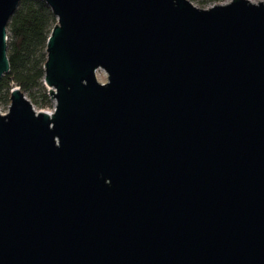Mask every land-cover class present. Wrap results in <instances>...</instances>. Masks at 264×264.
<instances>
[{
    "label": "water",
    "instance_id": "water-1",
    "mask_svg": "<svg viewBox=\"0 0 264 264\" xmlns=\"http://www.w3.org/2000/svg\"><path fill=\"white\" fill-rule=\"evenodd\" d=\"M40 1L55 110L0 111V264H264V1Z\"/></svg>",
    "mask_w": 264,
    "mask_h": 264
},
{
    "label": "trees",
    "instance_id": "trees-1",
    "mask_svg": "<svg viewBox=\"0 0 264 264\" xmlns=\"http://www.w3.org/2000/svg\"><path fill=\"white\" fill-rule=\"evenodd\" d=\"M214 6L231 0H190ZM256 2L264 0H254ZM57 20L40 0H22L8 25V58L11 70L0 81V104H9L11 91L19 87L39 109L50 106L44 85L47 41Z\"/></svg>",
    "mask_w": 264,
    "mask_h": 264
},
{
    "label": "rangeland",
    "instance_id": "rangeland-1",
    "mask_svg": "<svg viewBox=\"0 0 264 264\" xmlns=\"http://www.w3.org/2000/svg\"><path fill=\"white\" fill-rule=\"evenodd\" d=\"M252 2H254V3H257L256 1H254V0H251ZM228 2H230V1H226V2H224V3H228ZM193 3V2H192ZM196 7H198V8H200V9H207V8H210V7H212V6H204V5H202L201 3H198V2H195V3H193ZM98 79H99V81L101 82V83H106V80H107V78H106V75L103 73V72H99L98 73ZM48 90V89H47ZM10 104H11V102L9 103V104H0V111H1V113L3 114V115H6V114H8L9 113V107H10ZM35 108H36V110L37 111H45V112H49V113H52V112H54V110H55V103L51 100V98H50V106L49 107H47V108H44V109H39L38 107H36L35 106Z\"/></svg>",
    "mask_w": 264,
    "mask_h": 264
}]
</instances>
